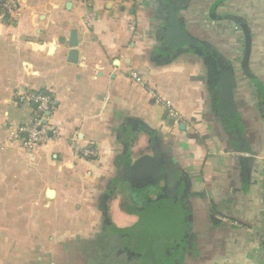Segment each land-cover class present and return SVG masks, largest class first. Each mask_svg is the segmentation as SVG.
I'll list each match as a JSON object with an SVG mask.
<instances>
[{
	"label": "crops",
	"instance_id": "0c3cea01",
	"mask_svg": "<svg viewBox=\"0 0 264 264\" xmlns=\"http://www.w3.org/2000/svg\"><path fill=\"white\" fill-rule=\"evenodd\" d=\"M16 1L0 6V264L108 263L107 206L150 137L176 195L123 264H264V0Z\"/></svg>",
	"mask_w": 264,
	"mask_h": 264
},
{
	"label": "water",
	"instance_id": "95a60500",
	"mask_svg": "<svg viewBox=\"0 0 264 264\" xmlns=\"http://www.w3.org/2000/svg\"><path fill=\"white\" fill-rule=\"evenodd\" d=\"M173 23L178 27L174 16ZM180 32L182 31L180 30ZM173 33L172 37L175 39L177 33L176 31ZM179 44H170V46L174 47ZM70 45L73 48L77 46L76 31L72 33ZM77 54V50L72 49L70 61H77ZM140 134L141 130L137 132L136 136L139 137ZM153 140L150 137L146 143L152 153L142 151L140 155L138 153L140 150L139 139L135 141L129 159L123 166L121 182L111 195L110 199L117 201L118 205L115 206L114 211L111 206H107L108 220L120 228L138 224L149 211L156 209L164 201L172 200L176 195L175 176L165 165L160 166L159 146L157 141Z\"/></svg>",
	"mask_w": 264,
	"mask_h": 264
},
{
	"label": "built area",
	"instance_id": "2783aa9c",
	"mask_svg": "<svg viewBox=\"0 0 264 264\" xmlns=\"http://www.w3.org/2000/svg\"><path fill=\"white\" fill-rule=\"evenodd\" d=\"M0 6L3 12L13 13L17 6V1L0 0ZM24 97H27V95ZM29 98L38 104L43 113L53 108L52 98L47 93H31ZM50 127L44 122L43 117H37L32 123L23 125L20 128V132L23 133V145L28 150H34L37 146L47 141ZM82 152L83 155L88 157L96 155V151L93 148H85Z\"/></svg>",
	"mask_w": 264,
	"mask_h": 264
},
{
	"label": "rangeland",
	"instance_id": "374dc122",
	"mask_svg": "<svg viewBox=\"0 0 264 264\" xmlns=\"http://www.w3.org/2000/svg\"><path fill=\"white\" fill-rule=\"evenodd\" d=\"M106 224H107V228L105 229V232H104V235L103 237L100 236V238L97 240L99 241V243L97 242V245H99V255L102 254V251L104 253V256L107 257V253H110V255L113 254H118L120 255L121 252L124 253V251L126 250V246L127 247H132L134 246V248L137 250V243H144V240L145 242H149V239H147L146 235H145V232H144V240H143V231H146L147 230V227L144 225L145 224V218H143L140 222H139V230H137V232H135V234H128V232H116V233H113L114 231V227L112 225V223H110L109 221H106ZM161 224L160 223H157V226L159 227ZM162 225H164V223L162 222ZM126 229H128L127 227H125L124 229H121V230H124L126 231ZM116 230V228H115ZM118 231V230H117ZM153 231V230H152ZM113 233V234H112ZM136 235V238H137V243L134 241V238L133 236ZM138 237H139V240H138ZM0 240H3V239H0ZM165 239L162 238V236L159 237V244L164 241ZM92 242H95V240H88V242L83 246L85 247L87 250L90 249L91 245H92ZM151 246H156V243H152ZM133 250V248H132ZM132 250H131V253H132ZM101 251V252H100ZM141 252V250H139ZM134 257H135V254H134ZM122 259H125L124 256H120V261L118 262V264H123V262H125L124 260ZM133 263L135 264H140L139 261H133ZM105 264H112V261L109 259V262L108 263H105ZM114 264H117V263H114Z\"/></svg>",
	"mask_w": 264,
	"mask_h": 264
},
{
	"label": "flooded vegetation",
	"instance_id": "af4514ba",
	"mask_svg": "<svg viewBox=\"0 0 264 264\" xmlns=\"http://www.w3.org/2000/svg\"><path fill=\"white\" fill-rule=\"evenodd\" d=\"M124 205H126V203L124 202ZM128 206V205H127ZM125 207V206H124ZM145 218V217H144ZM119 228V227H118ZM121 229V228H120ZM129 234V233H128ZM94 242H92V244H93ZM99 243V242H98ZM95 245H92L91 247H90V249H93V247H94ZM133 248V246L130 248V247H127L126 246V250L124 251V253L123 252H121L120 253V255H116V254H113L112 253V255H110V253H107V257H110V259L111 258H113L115 261L113 262V263H116V262H119L120 261V256H124V258L126 257V255H125V253H127L128 252V250L129 249H132ZM98 249H99V247H98ZM131 252V251H130ZM102 254H104V253H102ZM131 254V253H130ZM131 256H134V255H132L131 254ZM76 260H77V258H75ZM123 260V259H122Z\"/></svg>",
	"mask_w": 264,
	"mask_h": 264
},
{
	"label": "trees",
	"instance_id": "16d2710c",
	"mask_svg": "<svg viewBox=\"0 0 264 264\" xmlns=\"http://www.w3.org/2000/svg\"><path fill=\"white\" fill-rule=\"evenodd\" d=\"M159 207H161V206H159ZM159 207H158V208H159ZM156 209H157V208H156ZM153 211H154V210L149 211L146 215L150 214V213L153 212ZM118 230H120V229H118ZM120 231H122V230H120ZM77 259L80 261V257H78Z\"/></svg>",
	"mask_w": 264,
	"mask_h": 264
}]
</instances>
